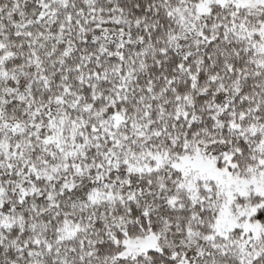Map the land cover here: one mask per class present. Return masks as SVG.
Wrapping results in <instances>:
<instances>
[{"label":"snow or ice","instance_id":"1","mask_svg":"<svg viewBox=\"0 0 264 264\" xmlns=\"http://www.w3.org/2000/svg\"><path fill=\"white\" fill-rule=\"evenodd\" d=\"M0 264H264V0H0Z\"/></svg>","mask_w":264,"mask_h":264}]
</instances>
